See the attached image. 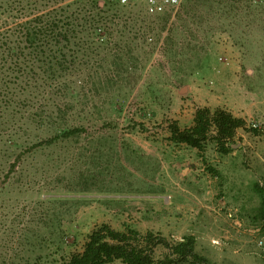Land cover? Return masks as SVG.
Listing matches in <instances>:
<instances>
[{"label": "rangeland", "instance_id": "374dc122", "mask_svg": "<svg viewBox=\"0 0 264 264\" xmlns=\"http://www.w3.org/2000/svg\"><path fill=\"white\" fill-rule=\"evenodd\" d=\"M68 1L24 4L37 12ZM130 4L147 13L143 0ZM185 11L173 12L161 42L147 46L140 80L122 93L121 110L100 101L94 119L84 111L73 121L85 127L81 136L39 151L25 177L15 176L5 200L20 210L16 226L45 223L54 238L65 237L66 255L81 251L93 228L107 222L171 243L194 235L212 264H264V132L249 125L264 117V0H195ZM205 106L230 108L247 121L229 155L212 141L196 152L169 140L170 122L189 127ZM45 195L62 199L44 216ZM35 208L30 222L26 212ZM43 253L47 264H61L55 248ZM155 259L190 264L171 262L163 246Z\"/></svg>", "mask_w": 264, "mask_h": 264}, {"label": "trees", "instance_id": "16d2710c", "mask_svg": "<svg viewBox=\"0 0 264 264\" xmlns=\"http://www.w3.org/2000/svg\"><path fill=\"white\" fill-rule=\"evenodd\" d=\"M194 2L183 1L186 14ZM26 4L0 0V264H47L43 252L51 248L62 253L61 264H156L159 246L169 251L171 262L212 264L197 251L194 235L171 243L154 231L119 230L104 222L93 228L81 251L66 255L65 237L54 238L45 223L15 225L20 210L5 200L16 188L15 176L25 177L39 151L81 136L85 127L73 121L84 111L94 119L100 101L121 110L122 93L140 80L142 54L161 42L172 18L171 12L152 16L120 0L49 2L37 12H28L32 3ZM182 13L176 16L182 19ZM246 126L245 118L226 108L205 106L197 108L192 126L170 122L169 140L200 152L212 141L225 156ZM256 187L263 192L259 183ZM61 199L41 197V215ZM26 215L34 222L37 208Z\"/></svg>", "mask_w": 264, "mask_h": 264}, {"label": "built area", "instance_id": "2783aa9c", "mask_svg": "<svg viewBox=\"0 0 264 264\" xmlns=\"http://www.w3.org/2000/svg\"><path fill=\"white\" fill-rule=\"evenodd\" d=\"M123 4H130L133 0H120ZM150 15H160L166 12L176 13L184 0H143ZM249 125L252 129L264 132V117L260 119H251Z\"/></svg>", "mask_w": 264, "mask_h": 264}, {"label": "crops", "instance_id": "0c3cea01", "mask_svg": "<svg viewBox=\"0 0 264 264\" xmlns=\"http://www.w3.org/2000/svg\"><path fill=\"white\" fill-rule=\"evenodd\" d=\"M228 109H229L230 111H232L235 115L244 118V116H243V115H240L238 112H236V111H234V110H232V109H230V108H228ZM193 123H194V116H193V118H192V122H191V124H190L189 126H192ZM171 143H172L173 145H177V144H175V143H173V142H171ZM178 146H181L180 148H182V149L189 148V149H187V150H195V151H196V149H190V147H188V146H186V145H178ZM196 152H198V151H196ZM187 167H190V164H189Z\"/></svg>", "mask_w": 264, "mask_h": 264}]
</instances>
